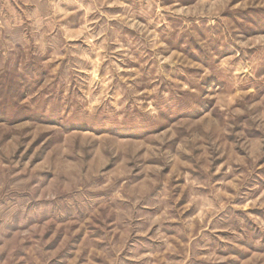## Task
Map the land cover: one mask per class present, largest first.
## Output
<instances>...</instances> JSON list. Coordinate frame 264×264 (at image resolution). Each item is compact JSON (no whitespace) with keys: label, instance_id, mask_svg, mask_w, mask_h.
I'll use <instances>...</instances> for the list:
<instances>
[{"label":"rangeland","instance_id":"rangeland-1","mask_svg":"<svg viewBox=\"0 0 264 264\" xmlns=\"http://www.w3.org/2000/svg\"><path fill=\"white\" fill-rule=\"evenodd\" d=\"M0 264H264V0H0Z\"/></svg>","mask_w":264,"mask_h":264}]
</instances>
